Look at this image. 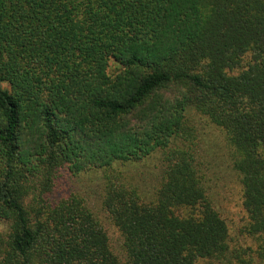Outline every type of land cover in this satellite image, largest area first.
Masks as SVG:
<instances>
[{
    "label": "trees",
    "instance_id": "1",
    "mask_svg": "<svg viewBox=\"0 0 264 264\" xmlns=\"http://www.w3.org/2000/svg\"><path fill=\"white\" fill-rule=\"evenodd\" d=\"M192 112L231 150L254 248L209 199ZM155 151L144 197L114 166ZM89 170L117 249L69 188ZM0 264H264V0H0Z\"/></svg>",
    "mask_w": 264,
    "mask_h": 264
},
{
    "label": "rangeland",
    "instance_id": "2",
    "mask_svg": "<svg viewBox=\"0 0 264 264\" xmlns=\"http://www.w3.org/2000/svg\"><path fill=\"white\" fill-rule=\"evenodd\" d=\"M194 127L193 147L204 172L209 199L225 220L231 244L254 248L253 241L241 232L246 214L241 205V188L231 165V150L222 132L196 112L188 113ZM115 173L121 181L136 188L140 195L148 197L157 186L160 177V152L155 151L137 161L115 164ZM103 171L89 170L75 174L68 180L70 190L80 194L106 228L111 245L117 249L119 233L100 210L99 193L103 186ZM67 184V183H66Z\"/></svg>",
    "mask_w": 264,
    "mask_h": 264
}]
</instances>
